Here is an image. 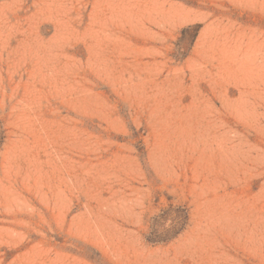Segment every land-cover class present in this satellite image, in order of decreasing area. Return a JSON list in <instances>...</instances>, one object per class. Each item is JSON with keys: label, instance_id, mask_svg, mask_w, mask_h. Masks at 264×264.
<instances>
[{"label": "rangeland", "instance_id": "1", "mask_svg": "<svg viewBox=\"0 0 264 264\" xmlns=\"http://www.w3.org/2000/svg\"><path fill=\"white\" fill-rule=\"evenodd\" d=\"M0 264H264V0H0Z\"/></svg>", "mask_w": 264, "mask_h": 264}]
</instances>
